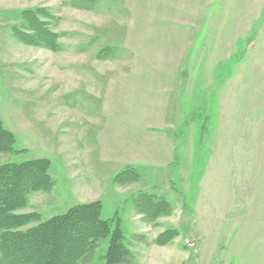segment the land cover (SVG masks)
Masks as SVG:
<instances>
[{
  "label": "rangeland",
  "instance_id": "obj_1",
  "mask_svg": "<svg viewBox=\"0 0 264 264\" xmlns=\"http://www.w3.org/2000/svg\"><path fill=\"white\" fill-rule=\"evenodd\" d=\"M35 8L58 49L16 37ZM0 121V164L50 163L52 189L17 212L99 200L128 264H264V0H0ZM126 167L139 180L115 183ZM141 192L171 214L144 222Z\"/></svg>",
  "mask_w": 264,
  "mask_h": 264
},
{
  "label": "trees",
  "instance_id": "obj_2",
  "mask_svg": "<svg viewBox=\"0 0 264 264\" xmlns=\"http://www.w3.org/2000/svg\"><path fill=\"white\" fill-rule=\"evenodd\" d=\"M40 15L49 16L39 8L23 11L21 27L14 28L16 37L27 44L58 49L57 34ZM14 143V136L0 121V153L15 151ZM49 167L46 158L0 164V264H84L91 260L99 241L105 239L103 264L132 262L131 252L123 243L118 215L103 219L99 200L75 204L44 220L37 211L17 212L26 206L31 192L52 189ZM139 177L134 167H126L113 181L127 184ZM132 201L136 213L147 223L172 212L171 204L162 196L141 192ZM176 235V229L167 228L153 241L164 246Z\"/></svg>",
  "mask_w": 264,
  "mask_h": 264
}]
</instances>
